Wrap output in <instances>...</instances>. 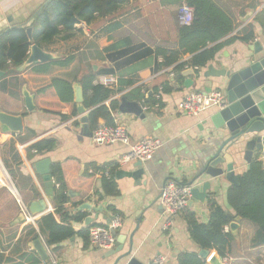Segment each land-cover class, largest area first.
Returning <instances> with one entry per match:
<instances>
[{"label":"crops","instance_id":"0c3cea01","mask_svg":"<svg viewBox=\"0 0 264 264\" xmlns=\"http://www.w3.org/2000/svg\"><path fill=\"white\" fill-rule=\"evenodd\" d=\"M45 1L47 0H0V33L14 27L27 26L28 29L33 15ZM129 1L137 7L116 19V22L120 24L118 29L109 30L108 23L104 21L90 26L79 24L70 39L63 40L59 37L42 51L51 59H60L70 53H79L83 73H86L90 69L107 66L105 49L122 43L126 38H130L133 42H143L152 48L173 46L177 35L175 30L172 29L169 35L161 33V29L157 28L156 24L160 11H166L167 7L174 9L175 6L161 5L160 2L163 0ZM215 1L234 13L236 29L232 35L239 33L246 25L252 24L255 39L249 44L233 42L223 48L208 65H212L215 70L241 69L245 66L243 60L253 54L250 46L254 42L264 46L263 0ZM242 12L243 16H238V13ZM134 14L135 17L131 20ZM188 59L189 56H185L182 61ZM235 60H239V64L232 68L231 64ZM27 66L30 64H25L17 71L20 73ZM153 66L154 58L152 57L123 66L118 76L116 75L118 77L116 89L120 92L105 102L106 107L115 99H118L120 104L121 98L138 103L145 115L143 120L132 114H121L117 108L116 112L111 114L113 124L125 128L131 143L150 137L159 140L162 144L152 159L146 161L151 169L150 176L143 177L142 184L137 186L132 179L117 180L115 178L117 171L134 170L135 162H121L129 151L128 146L119 143L93 144L91 137L83 136V125L78 113L76 117L64 120L59 115L44 114L38 111L36 106L34 111H27L22 93L23 85L15 83L12 78L2 82L4 74L0 72V111L20 116L23 127V132L18 134L11 133L0 126V157L4 167L8 166L14 173L17 182L15 186V182L10 177L14 184L13 189L0 186V254L3 255L0 264H115L116 257L128 251L131 246V257L142 264H152L158 256L165 259L164 264H178L177 258L180 254H198L201 249L190 240L183 213L175 219L169 233L162 232L164 216L158 197L167 181L188 180L195 173V168L199 167L201 156L204 157L207 152L214 150L223 139L222 130L216 129L212 119L219 111L218 109L208 108L198 116L191 117L180 112L178 104L192 91L201 94H208L216 89L222 91L223 84L218 79L203 78L206 67L199 71L198 77L195 73L190 76L182 75L183 79L179 84L175 78L171 80L164 70L153 73ZM163 82L168 83L171 92L160 93V87H158L157 92L153 94L154 98L160 95L158 101L161 102V107L145 106L143 100L152 93L154 87ZM76 86L80 87L79 84ZM145 107L149 109L145 110ZM88 112L86 110V114ZM60 113L66 115L67 108H63ZM102 125L106 124L103 120H99L98 126ZM26 129L32 131L34 135L24 136ZM251 138L252 136H249L247 139ZM43 139L56 140L55 149L45 155H36L28 159L27 149ZM246 141L243 140L237 146L239 156L234 166L237 176L247 171L246 164L241 160ZM259 154L254 157L257 161L262 160L259 159ZM31 155L34 153L32 152ZM46 160L49 162V169L51 164L60 163L67 187L66 195L69 199L64 207L69 214L73 215L76 211L86 214V218L81 223L73 225L76 231L90 225H107L114 216L121 217L122 226L117 232V238L122 235L124 242L120 253L107 256L110 250L103 251L91 246L89 240L88 247L84 249L83 239L73 237L60 244L56 254L47 246L48 260L42 261L39 258L36 251L32 249V243L36 239H31V233L29 234L26 228L32 227L38 233L37 221L40 217L54 212L52 199L45 195L41 175L44 168L38 164ZM111 168L115 169L113 179L118 195L105 197L99 201L94 193L101 190L102 173ZM3 169L0 164V183L8 185L7 174L2 173ZM5 176L6 179H4ZM51 180L54 184L52 178ZM229 187L231 184L224 180L219 187L211 185L204 202L191 198L188 210L196 216L199 223L206 224L209 218L207 201L212 198L223 210L233 213L226 201ZM41 200L47 204L45 212L35 215L29 213L35 217L34 224L26 222L25 219L22 221L21 212H18L16 204L20 209L21 206L28 209L32 203ZM84 205H89L91 210L83 208ZM93 209L101 212L96 213ZM95 215L97 218L86 225V219H93ZM234 223L236 227L233 231L230 230L229 225L227 226V232L232 235L233 240L231 250L225 257L226 264H264V229L260 230L239 218H236ZM29 256L35 261H28ZM127 260L118 264H126Z\"/></svg>","mask_w":264,"mask_h":264},{"label":"trees","instance_id":"16d2710c","mask_svg":"<svg viewBox=\"0 0 264 264\" xmlns=\"http://www.w3.org/2000/svg\"><path fill=\"white\" fill-rule=\"evenodd\" d=\"M161 5L179 6L186 4L192 9L193 20L188 25H181L174 17L176 40L170 47H150L143 42H133L126 38L122 43L111 45L105 49L107 66L90 69L83 73L81 55L70 53L60 59L27 66L22 72L17 70L24 65L33 45L43 50L52 45L57 38H71L79 24L87 26L104 21L109 30H116L120 24L116 19L129 13L137 7L129 0H47L33 15L28 27L32 29L31 39L26 35V27H14L0 33V72L4 74L2 82L7 78L21 85L33 95L36 109L44 114L59 115L62 119L77 116L74 102V85L79 84L83 92V106L88 110V129L93 132L98 127V121L113 125L111 114L116 112L119 100L105 102L114 97L120 90H110L94 83L100 75H117L126 65L133 64L146 58H154L153 73L170 68L175 73V80L181 84L182 74L189 68L199 71L214 60L216 55L235 41L249 44L255 39L254 26L246 25L239 33L232 35L236 29L235 15L228 8L215 0H163ZM238 16H243L238 13ZM189 59L182 61V58ZM20 76V77H19ZM132 83V82H130ZM158 87L162 93L171 92L167 82L153 88L152 93L143 100L145 106L161 107L154 95ZM128 97V96H126ZM67 108V114L61 115V110ZM32 137L34 133L25 130L24 136ZM54 139H43L32 144L27 149V158L45 155L55 149ZM34 155H31V153ZM8 174L17 184L14 173L5 166ZM109 178L104 176L100 181V191L95 196L100 201L105 197L118 195L117 186L113 179V171ZM50 176L53 179L54 212L40 217L37 221L38 233L32 227L26 229L31 233V239L41 236L53 253H57L60 244L73 238L81 237L84 249L88 247L87 226L76 231L74 224L81 223L86 214L76 211L69 214L64 205L69 201L67 187L63 178L60 163L50 166ZM227 205L233 213L218 206L214 199H208L209 218L206 224L199 223L196 216L186 208L183 212L187 233L190 240L200 249L216 253L221 259L227 257L231 250L232 235L224 232V227L234 222L236 218L264 229V173L258 161L251 163L250 168L237 176V184L231 185L226 193ZM18 212L19 206L16 204ZM114 211L112 208H109ZM58 221H57V220ZM94 226V225H92ZM3 255L0 254V262ZM28 261H35L31 256ZM178 264H206L197 253H182L177 258Z\"/></svg>","mask_w":264,"mask_h":264},{"label":"water","instance_id":"95a60500","mask_svg":"<svg viewBox=\"0 0 264 264\" xmlns=\"http://www.w3.org/2000/svg\"><path fill=\"white\" fill-rule=\"evenodd\" d=\"M32 29L26 30V35L31 39ZM252 49V56L244 59L245 66L238 70L221 69L215 70L212 65H208L203 73V78H214L222 81L223 96L226 100V107L219 110L213 116V122L218 130H222V138L220 143L216 145L215 149L207 152L204 157L201 156L199 167L195 168L196 171L193 175L184 181H175L178 184L190 187L191 198L204 202L208 197L207 192L211 185L219 187L221 181L224 180L231 185L237 184V175L234 171V166L237 164L239 156L238 143L247 140L244 146L241 160L246 164V169L250 168L252 162L257 161L254 159L255 155L260 152V134L264 131V46L258 42H254L250 46ZM51 60V57L33 45L30 49L29 57L25 64H36ZM239 60L232 62V68L237 66ZM23 65V66H24ZM20 67L19 69L23 68ZM194 72L189 69L185 71L183 76H190ZM3 76V75H2ZM198 77V74L196 75ZM74 89V102L76 110L80 115V122L83 125V136L91 137V132L88 129V114L83 106V92L81 87L76 86ZM22 93L24 103L27 111L32 112L35 110L33 95H31L26 87L23 85ZM118 112L121 114H132L140 120L145 118L142 108L138 103L129 102L125 98H121L118 106ZM0 126L4 127L11 133L21 134L23 132L22 119L20 116H13L0 111ZM252 136L251 139H247ZM262 165L264 173V158L258 161ZM40 166L43 169L41 172L42 180L45 187V195L52 199L53 196V183L50 176L49 162L42 161ZM133 171L126 172L123 170L115 173L117 180L122 178L132 179L135 186L142 184L143 177L150 176V167L146 162L136 161L133 164ZM208 179V180H207ZM146 182V181H144ZM144 184V183H143ZM13 189V186L12 188ZM47 204L44 200L32 203L28 211L31 215L43 214ZM83 208L91 210L89 205H84ZM100 213L101 211H96ZM98 215V214H97ZM87 218L86 225L90 224L97 218ZM22 221L24 220L23 214L20 215ZM106 220V219H104ZM109 222V220H106ZM230 230L233 231L236 227L234 222L229 224ZM73 240V239H72ZM124 237L120 235L116 239L114 249L110 250L107 256H113L120 253ZM32 249L36 251L37 255L42 261L49 258V254L45 249L44 244L40 239H36L32 243ZM132 256V246L125 253L118 255L115 259V264L123 260H127L126 264H142ZM198 256L206 260L207 264H224L222 259L216 254L209 253L203 249L198 252Z\"/></svg>","mask_w":264,"mask_h":264},{"label":"built area","instance_id":"2783aa9c","mask_svg":"<svg viewBox=\"0 0 264 264\" xmlns=\"http://www.w3.org/2000/svg\"><path fill=\"white\" fill-rule=\"evenodd\" d=\"M264 6V0L262 1ZM178 23L181 25H188L193 20L192 9L186 4H182L178 9ZM193 72L197 68H189ZM173 80L175 73L170 68L165 69ZM95 84L100 85L110 90H116L118 84V77L116 75H100L94 81ZM161 93V88L159 89ZM156 100L160 99V95L155 96ZM154 107H158L155 105ZM226 107V100L223 92L220 90H213L208 94H201L196 91L188 93L185 98L178 104V110L188 116L196 117L202 111L208 108H216L221 110ZM148 110L149 107H145ZM91 141L95 145H113L116 143L123 144L129 147L128 153L122 158V163L129 162H146L152 159L155 153L161 148L162 144L159 140L153 138H143L135 143L130 142V138L125 128L121 125L113 124L111 126H98L91 133ZM260 154L259 159L264 158V131L260 133ZM1 164V163H0ZM104 176L109 178V173L105 171ZM191 199L190 187L178 184L175 181H167L161 188L158 201L163 210L164 222L162 225V232L169 233L173 227L175 219L180 216L186 208H188ZM20 212L26 222L34 224L35 217L29 214L26 207L21 206ZM122 226V219L116 215L107 225H94L88 228V240L91 246H94L103 251L112 250L116 244L117 232ZM228 231V227H224V232ZM39 239L43 242L45 249L48 252V247L42 237ZM165 259L162 256L156 257L152 264H164ZM222 262L227 263V258H223Z\"/></svg>","mask_w":264,"mask_h":264},{"label":"rangeland","instance_id":"374dc122","mask_svg":"<svg viewBox=\"0 0 264 264\" xmlns=\"http://www.w3.org/2000/svg\"><path fill=\"white\" fill-rule=\"evenodd\" d=\"M180 6L181 5H179L177 7H174V9L171 8V7H167L168 9L166 11L165 10L164 11H160L161 14L159 15L156 27L161 29L160 30L161 33L164 32V33L169 35V33L172 31V29L174 30V20L173 19H174V17L178 18L177 14H178V9H179ZM134 17H135V14L133 16H131V20ZM149 25L152 26V24H149ZM0 163H1L2 168H4L2 170L3 171L2 173L5 172V174H7V179L9 181L8 185L0 183V186L6 187L8 189H9V187L10 188H12V186L14 187V184H13V182H12L8 172H7V170L5 169V167L3 165L2 157H0ZM4 179H6V176L4 177Z\"/></svg>","mask_w":264,"mask_h":264},{"label":"bare ground","instance_id":"6f19581e","mask_svg":"<svg viewBox=\"0 0 264 264\" xmlns=\"http://www.w3.org/2000/svg\"><path fill=\"white\" fill-rule=\"evenodd\" d=\"M10 189V188H9Z\"/></svg>","mask_w":264,"mask_h":264}]
</instances>
